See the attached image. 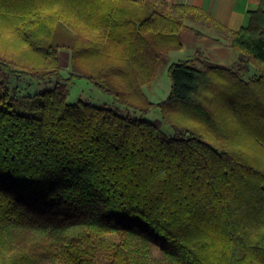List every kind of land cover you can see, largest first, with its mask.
Instances as JSON below:
<instances>
[{"label":"trees","instance_id":"16d2710c","mask_svg":"<svg viewBox=\"0 0 264 264\" xmlns=\"http://www.w3.org/2000/svg\"><path fill=\"white\" fill-rule=\"evenodd\" d=\"M250 15L230 31L162 0H0V264H264L263 7ZM188 21L228 34L239 59L199 48L153 102L144 86L182 33L202 34ZM23 76L57 83L18 97ZM74 76L161 118L70 103Z\"/></svg>","mask_w":264,"mask_h":264},{"label":"crops","instance_id":"0c3cea01","mask_svg":"<svg viewBox=\"0 0 264 264\" xmlns=\"http://www.w3.org/2000/svg\"><path fill=\"white\" fill-rule=\"evenodd\" d=\"M169 4H186L200 7L210 13L217 21L222 23L230 31H235L250 23V12L260 7L264 9V0H162ZM189 26L199 29L202 34L198 35L195 31L182 33L183 48L171 50L167 54V65L165 71L171 63L187 59L193 56L197 49L201 48L204 55L212 62L222 65H232L239 59V53L230 45L228 34L209 28L200 23L188 21ZM61 54V52H60ZM72 59V54H71ZM61 62V56H60ZM197 63L202 65L201 61ZM160 71V68H159ZM253 76L256 74L254 67L250 70ZM159 75V72H158ZM157 75V77H158ZM168 75V74H167ZM144 86V91L153 102H160L165 99L171 89V83L166 77H162Z\"/></svg>","mask_w":264,"mask_h":264},{"label":"rangeland","instance_id":"374dc122","mask_svg":"<svg viewBox=\"0 0 264 264\" xmlns=\"http://www.w3.org/2000/svg\"><path fill=\"white\" fill-rule=\"evenodd\" d=\"M60 56L62 74L66 78H68L69 76H71V72L73 71L71 68V50L68 48H62ZM166 65L167 62L163 63L160 66L157 80L161 79L162 77H166L167 81L171 83L170 78L167 75V71H165ZM250 74H253V72H251ZM245 76L250 77L248 74H245ZM74 77L75 78L72 82L67 83V87L69 90L68 102L70 103L84 100L98 106H109L118 110L124 115L130 113L133 117L143 118L148 121H154L157 118H161L159 109H156L149 114H142L141 112L128 109L125 105L119 103L113 95L105 93L102 89H100L98 86L88 81L87 79L76 76ZM56 83V78L38 81L30 77L23 76L20 78H12L9 82V87L14 95H18V97H21L25 95H34L36 93L44 91L45 89L53 88ZM162 128L168 136L174 135V130L169 125L163 124Z\"/></svg>","mask_w":264,"mask_h":264}]
</instances>
